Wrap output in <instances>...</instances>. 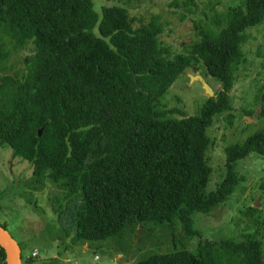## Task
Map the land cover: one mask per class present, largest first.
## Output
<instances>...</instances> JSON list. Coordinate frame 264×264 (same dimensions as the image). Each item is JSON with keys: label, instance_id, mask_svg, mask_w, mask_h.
I'll return each mask as SVG.
<instances>
[{"label": "trees", "instance_id": "obj_1", "mask_svg": "<svg viewBox=\"0 0 264 264\" xmlns=\"http://www.w3.org/2000/svg\"><path fill=\"white\" fill-rule=\"evenodd\" d=\"M169 5L185 16L198 2ZM209 7V23L195 25L198 38L173 53L159 40L158 14L136 17L119 5L98 12L92 0H0V68L12 50L32 49L22 71L0 75V147L32 165L29 186L48 179L65 190L52 208L59 222L68 215L60 234L71 244L153 222L166 224L174 242L193 237L197 245L124 264H264L260 208L242 211L253 229L240 240L202 239L194 227V213H209L239 186L238 162L264 156V129L227 145L224 174L208 189L207 152L215 141L206 129L219 115L232 124L230 92L246 62L241 46L246 31L264 22V0L224 13ZM187 68L216 85L195 115L161 102ZM33 257L21 252L23 263ZM0 264H7L1 246Z\"/></svg>", "mask_w": 264, "mask_h": 264}, {"label": "rangeland", "instance_id": "obj_2", "mask_svg": "<svg viewBox=\"0 0 264 264\" xmlns=\"http://www.w3.org/2000/svg\"><path fill=\"white\" fill-rule=\"evenodd\" d=\"M92 1L98 12L105 5H119L136 17L160 15L163 31L159 40L169 45L173 53L182 52L185 46L198 38L195 25L209 23L212 14L209 5L214 6V11L224 13L228 7L244 2L197 0L195 13L182 16L180 9L169 5L172 0ZM246 35L247 39L241 46L246 62L238 66L235 84L230 92L234 116L232 124H227L223 115H219L206 129L215 141L207 152L208 164L212 168L208 189H214L224 174L225 147L243 142L248 135L264 129V116L259 115L264 103V22L250 27ZM31 52L30 45L12 50L1 65L0 75L22 71L23 57ZM196 71L200 72L187 68L172 83L161 100L167 108L181 109L187 115L200 112L208 95L200 81L192 80L191 76ZM204 79L212 88L216 87L211 77L206 76ZM245 111L253 113L249 116ZM170 116L181 117L179 113ZM237 171L242 180L224 203L209 213H194V227L201 232L202 239L230 237L240 240L243 233L253 229L251 220L242 211L255 206L264 214V156L254 153L240 160ZM32 172V165L28 161L13 158L10 147H0V225L20 244L23 259L38 251V255L27 264H124L139 260L149 253L170 252L184 247L190 250L197 245L199 238L193 237L174 242L166 224L153 222L137 226V230L127 227L115 237L79 240L71 244L70 236L63 237L60 234L62 226L69 219L68 215L59 222L52 208V202L64 196L65 190L48 179L43 185L36 183L37 187L29 186ZM70 233H73L72 229ZM177 234L179 238L184 235L180 229ZM260 237L264 250V232Z\"/></svg>", "mask_w": 264, "mask_h": 264}, {"label": "water", "instance_id": "obj_3", "mask_svg": "<svg viewBox=\"0 0 264 264\" xmlns=\"http://www.w3.org/2000/svg\"><path fill=\"white\" fill-rule=\"evenodd\" d=\"M191 78L192 80L200 81L204 91L209 96L214 95L212 87L207 83L199 71H196V73L192 75ZM0 246L6 252L7 264H22L21 248L18 242L11 236L7 229L2 226H0Z\"/></svg>", "mask_w": 264, "mask_h": 264}, {"label": "built area", "instance_id": "obj_4", "mask_svg": "<svg viewBox=\"0 0 264 264\" xmlns=\"http://www.w3.org/2000/svg\"><path fill=\"white\" fill-rule=\"evenodd\" d=\"M38 254V251L37 250H35L34 252H33V255H37Z\"/></svg>", "mask_w": 264, "mask_h": 264}]
</instances>
